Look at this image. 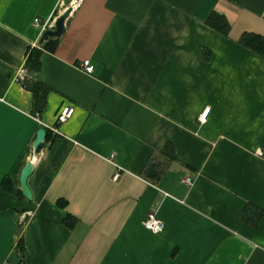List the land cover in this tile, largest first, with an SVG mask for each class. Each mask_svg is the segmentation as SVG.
Wrapping results in <instances>:
<instances>
[{"label":"crops","instance_id":"crops-1","mask_svg":"<svg viewBox=\"0 0 264 264\" xmlns=\"http://www.w3.org/2000/svg\"><path fill=\"white\" fill-rule=\"evenodd\" d=\"M70 3L0 0V264H264V55L239 42L264 38V0H79L27 71Z\"/></svg>","mask_w":264,"mask_h":264},{"label":"trees","instance_id":"trees-1","mask_svg":"<svg viewBox=\"0 0 264 264\" xmlns=\"http://www.w3.org/2000/svg\"><path fill=\"white\" fill-rule=\"evenodd\" d=\"M207 22L211 27L221 31L222 33H226V30L228 27L223 17L213 13L208 18ZM56 42H57V39L42 37L40 41V49L33 48L29 50V52H27V56L25 60V68L27 69V71L38 70L39 63H40L39 60H40V56L42 52L43 51H49V52L54 51L56 47ZM239 42L243 46L257 52L258 54L264 55V38L263 37L256 35V34H252V33H245L241 36ZM22 84L27 90L33 93L34 99H35V109L41 111V109L43 108V104H44L43 100H44V95H45L46 90L40 85H38L37 83L27 80L25 78L22 80ZM160 170L161 168H159V165L156 169L155 168L152 169V163H149L146 169L147 171L146 176L148 178L155 179L156 177L160 176V173H161ZM64 222L65 223L67 222L66 219L64 220ZM17 250L20 254V262H22L23 251H24L22 237H20V239L18 240Z\"/></svg>","mask_w":264,"mask_h":264},{"label":"built area","instance_id":"built-area-1","mask_svg":"<svg viewBox=\"0 0 264 264\" xmlns=\"http://www.w3.org/2000/svg\"><path fill=\"white\" fill-rule=\"evenodd\" d=\"M77 6V2L75 0H71L70 3V7L72 9H74ZM35 24L39 23L38 19L34 20ZM80 69L85 73V74H92L94 67L93 65L88 61H84L81 66ZM19 78L21 80L24 79V77L22 76V74H19ZM209 112V109H206L202 112V114L198 117V121L201 124H204L206 122V118H207V114ZM74 113V108L73 107H69V106H63L61 107L57 114H56V120H55V127H48V129L53 132L55 135L57 136H62V134L60 133V131L58 130V126L61 124H64L65 122H67ZM118 177V175L114 176V179H116ZM184 182L188 185H191V181L189 178L185 179ZM142 226L145 230L153 233V234H158L162 231L163 229V224L160 220H158L154 214H148L147 218L143 221Z\"/></svg>","mask_w":264,"mask_h":264},{"label":"water","instance_id":"water-1","mask_svg":"<svg viewBox=\"0 0 264 264\" xmlns=\"http://www.w3.org/2000/svg\"><path fill=\"white\" fill-rule=\"evenodd\" d=\"M75 1L78 2L79 0H75ZM71 12H72L71 7L65 9L64 12L55 19L53 29L51 30L49 29L44 32L43 38H51V39L59 38L63 33L65 20L69 17ZM45 137H46L45 129L43 128L39 129L36 133V138L33 142L34 150H37L40 147L42 142L45 140ZM32 172H33L32 162L29 161L22 169L19 178L21 192L23 196L26 198V200H28L29 202L32 201L33 197L31 190L28 187L27 180L31 176Z\"/></svg>","mask_w":264,"mask_h":264},{"label":"rangeland","instance_id":"rangeland-1","mask_svg":"<svg viewBox=\"0 0 264 264\" xmlns=\"http://www.w3.org/2000/svg\"><path fill=\"white\" fill-rule=\"evenodd\" d=\"M68 7H70V4H68L67 8H68ZM67 8H66V9H67ZM72 10H73V9H72Z\"/></svg>","mask_w":264,"mask_h":264}]
</instances>
